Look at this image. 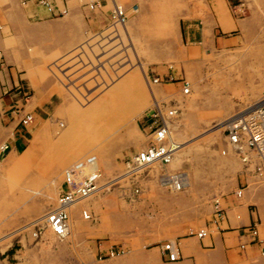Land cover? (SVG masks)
Segmentation results:
<instances>
[{"label": "rangeland", "instance_id": "rangeland-1", "mask_svg": "<svg viewBox=\"0 0 264 264\" xmlns=\"http://www.w3.org/2000/svg\"><path fill=\"white\" fill-rule=\"evenodd\" d=\"M62 1L66 13L51 15L35 0H0V67L4 78L17 76L21 98L9 103L14 90L0 80V150L8 145L0 152V239L40 222L54 205L63 169L72 163L50 174L59 153L86 148L104 177H119L122 161L146 144L142 128L156 105L177 109L172 135L181 146L164 171L187 181L175 191L158 170L136 182L119 179L78 205L82 228L74 233L70 216L69 238L59 241L48 229L34 238V223L0 243V264H83L79 257L103 264L117 252L184 236L204 221L213 228V200L223 210L222 197L233 191L242 190V203L264 224V176L221 154L224 128L216 132L219 122L264 99V0H221L233 24L225 47L190 43L179 33L188 22L212 25L216 0H96V9ZM30 2L42 13L32 12ZM114 3L124 13L120 23L109 16ZM27 113L31 119L22 125ZM39 128L36 153L16 168L11 160L27 153ZM14 135H20L17 144ZM103 229L115 234L100 236Z\"/></svg>", "mask_w": 264, "mask_h": 264}, {"label": "built area", "instance_id": "built-area-1", "mask_svg": "<svg viewBox=\"0 0 264 264\" xmlns=\"http://www.w3.org/2000/svg\"><path fill=\"white\" fill-rule=\"evenodd\" d=\"M19 1L24 4L28 0ZM35 2L51 15L63 14L65 11V8L60 9L50 0H35ZM83 4L89 9L100 7V2L98 3L96 0L81 2V6ZM109 16L113 23H120L124 19L123 10L119 7H116V10L111 9ZM167 79L171 80L172 77L169 75ZM158 81V77L152 78V82L158 83ZM187 90V83H183L182 92L186 93ZM156 106L150 111L149 122L142 128L147 140L146 144L138 151L131 152L122 161L123 169L120 178L123 183L136 182V179H142L148 173L145 167L151 163H168L177 149L176 143L169 140L168 136V130L170 131V126L173 123L172 117L176 116L177 109L168 107L164 111V109ZM30 119L31 114H25L21 118L22 125H26ZM223 132H225V145L220 153L225 155L230 149L234 156L238 158L241 166L243 164L245 167H251L258 176H264V99L251 109L236 112L233 119L224 126ZM7 147L8 145L4 143V147L0 152H3ZM95 161L94 155L87 154L63 169L62 181L56 195L55 204L48 209L44 216L45 225L57 238H62L67 233L68 208L72 204L96 194L100 189L105 188V184H108V188L120 184L119 180L112 178L114 176L104 177ZM177 173L179 172L175 170L167 173L168 175L164 172L158 178L167 179L168 177L167 180L170 184L173 183L174 189L168 185V182L164 185L170 190L178 191L182 189V179L179 175H176ZM238 194V192H232L234 198H237ZM212 207L214 218L211 219V222L216 224L222 218L223 210L219 207L218 199L213 200ZM80 214L84 219L90 218V214L84 209L80 211ZM243 228L250 241H253L256 236V229L253 226ZM39 233L40 227L35 225L32 228L31 235L37 238L40 236ZM206 233L207 230L203 229V231L196 232V235L201 237ZM239 246L243 247V244ZM160 249L167 261H173L177 258L176 244L172 245L169 241H166L161 244ZM112 254V251L108 252V255L111 256Z\"/></svg>", "mask_w": 264, "mask_h": 264}, {"label": "crops", "instance_id": "crops-1", "mask_svg": "<svg viewBox=\"0 0 264 264\" xmlns=\"http://www.w3.org/2000/svg\"><path fill=\"white\" fill-rule=\"evenodd\" d=\"M52 1L54 4L57 3V0ZM216 1L214 6L215 12L214 14L211 13L210 21H213L212 25L207 27L200 22H188L181 25L179 28L181 39L190 43H201L208 40L213 47H225L231 42V37H228L226 31L231 29L233 24L226 14L222 1ZM32 4V2L28 4L32 12H37L38 14L39 12L42 13L41 9L35 10ZM60 4V9L67 8V5H65V2L62 0H60ZM4 8L5 5L0 3V11ZM43 27H46V25L40 28ZM0 80L7 86L3 88H13L14 91L7 94V98L9 103L15 105L17 101L21 99L20 96H18L20 93V85L18 84L17 76L13 77L10 73L9 76L7 75V78H4L3 68L0 67ZM31 81H33V79ZM24 93L25 92H22V94ZM49 103L50 98L36 107L43 111V106ZM59 105L60 103L56 105L57 109ZM36 129L37 128L34 130ZM40 132V128L34 132L33 138L27 147L28 151L22 158L11 160L13 166L17 168L27 163L33 157L36 153L35 149L38 147L37 138ZM14 136H12L11 142L17 144L16 142L19 140L20 135ZM88 151H86V148L77 146L59 153L50 163V174L56 171L59 173V170L61 171L66 163L74 162L76 159L83 157L81 155ZM89 154L94 153L89 151ZM240 191L242 192V190ZM250 196L251 195L248 193L245 198L250 199ZM241 199H243V194H241L240 198H234L230 194L222 197V204H224L222 218L216 222L213 228L208 229L204 221L202 225L195 230L196 232L203 231V229L207 230L204 236L198 237L195 235V231H191L184 236L175 237L171 240L177 247V258L173 261H167L165 259L160 249V243L148 248H133V250L122 254H118L117 252L116 255L113 256V259H106L107 261L103 264H264V224L261 223L260 219H258L259 221L257 220V213L251 210L248 205L243 204ZM84 204L85 202L79 206H83ZM79 206L72 208L70 212V216L73 217L74 233L82 228L76 216V211ZM251 224H254L256 228V237L253 241H250L243 228L251 226ZM257 226H260V232ZM102 231L100 236L103 234H115V232L110 229H103ZM260 233L263 237H260ZM240 244H243V247H240ZM79 259L83 264H95L89 258L79 257Z\"/></svg>", "mask_w": 264, "mask_h": 264}, {"label": "bare ground", "instance_id": "bare-ground-1", "mask_svg": "<svg viewBox=\"0 0 264 264\" xmlns=\"http://www.w3.org/2000/svg\"><path fill=\"white\" fill-rule=\"evenodd\" d=\"M32 1H34V0H32ZM76 1H78V2H82L83 0H76ZM99 3V2H98ZM100 7H101V5H100ZM116 7H119L120 9H122L121 8V6H119V5H117V4H112V10H116ZM98 8V7H97ZM66 10H67V8H65V11H64V13L63 14H65L66 13ZM111 21H113L112 19H111ZM115 27H116V25H115ZM157 83V82H156ZM188 91V90H187ZM263 100V99H262ZM261 100V101H262ZM257 105V104H256ZM256 105H253V106H251V107H249V108H247V109H244V110H242V111H246V110H248V109H251V108H253V107H255ZM158 107V106H157ZM161 109H164V111L165 110H167V108H161ZM239 113V112H238ZM176 117V116H175ZM174 119V117H172V120ZM233 119V115L232 116H230V118H226L224 121H221V122H219L218 123V127H217V130H216V132L218 131V130H221L222 128H224V126L225 125H227L231 120ZM173 129H174V125H173V123L171 124V126H170V131L168 130V136H169V140H172L174 143H176V147H177V149H176V151L174 152V154H173V156H172V158L169 160V162L168 163H166V164H160V163H158V162H154V163H151L150 165H148L147 167H145V169L146 170H148L147 172V175L151 172V171H155V170H158L157 171V175H158V177H159V175L161 174V173H164L165 171H164V167H166L167 165H169L173 160H174V158L176 157V154H177V152L180 150V146H181V144L173 137V135H172V133H173ZM214 131V130H213ZM207 134V133H206ZM225 144H224V142H223V146H224ZM228 147V146H227ZM138 151V150H137ZM228 154H232V155H234L231 151H230V149L228 150V152L225 154V155H228ZM91 155H94L95 156V158H96V164L98 165V158H97V155H95V154H91ZM236 157V156H235ZM237 158V157H236ZM238 159V158H237ZM144 169V168H143ZM144 169V170H145ZM140 170V169H139ZM146 175V176H147ZM162 175V174H161ZM166 175H168L167 174V172H166ZM176 175H179L180 177H181V179H182V181H181V183H182V188H183V186L185 185V183H186V181H187V178L185 177V175L184 174H180V173H177ZM146 176H144V177H146ZM115 180H119V179H121L120 178V176L119 177H117V178H114ZM163 184H167V182H168V185L172 188V189H174V185H173V183H169V181L167 180V179H169L168 177H167V179H161V177L160 178H158ZM62 180V179H61ZM104 190H109V188H108V184H105V188L103 189H100L98 192H100V191H104ZM98 192H96V194L98 193ZM239 193L240 194H238V198H240L241 197V191H239ZM96 194H94V195H91V196H89V197H87L86 199H88V198H90V197H92V196H95ZM86 199H83V200H81V201H78V202H76V203H74V204H72L69 208H68V220H67V223H68V226H67V233L64 235V237H62V238H57L56 236V239H58L59 241H64V240H66L67 238H69V235H70V229H72V228H70L71 227V223H70V211H71V209L72 208H74V207H76V206H78L79 204H81L82 202H84ZM55 204V203H54ZM48 211V210H47ZM46 211V212H47ZM87 211V210H86ZM45 212V213H46ZM88 212V211H87ZM89 213V212H88ZM90 214V213H89ZM44 216H45V214L42 216V218L40 219V222H32V224H28V225H25V226H23V227H21V228H19V229H17V230H15V231H13V232H11V233H9V234H7L6 236H4L3 238H1L0 239V243L4 240V239H10L11 237H13L14 235H16L17 233H19L20 231H22V229H25V228H29V226H32L34 223V225H33V227L35 226V225H38L39 227H40V233H39V238H41V236H42V232L45 230V229H48V227L45 225V222H44ZM91 218V217H90ZM90 218H88V219H84V220H90ZM32 227V228H33ZM49 230V229H48ZM32 231V230H31ZM54 237V238H55ZM51 239V238H50ZM50 242H52V241H50ZM49 242V243H50ZM172 245H175V243H173V242H171V241H169ZM113 255V254H112ZM111 255V256H112ZM85 258H87V257H85Z\"/></svg>", "mask_w": 264, "mask_h": 264}]
</instances>
